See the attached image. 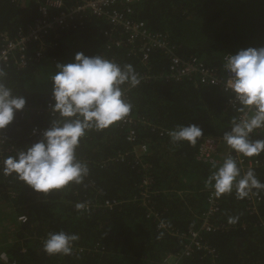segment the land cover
I'll use <instances>...</instances> for the list:
<instances>
[{"label": "trees", "instance_id": "obj_1", "mask_svg": "<svg viewBox=\"0 0 264 264\" xmlns=\"http://www.w3.org/2000/svg\"><path fill=\"white\" fill-rule=\"evenodd\" d=\"M69 1L71 6L78 2ZM42 3L0 0V48L5 44L2 36L18 39L19 33L27 34L41 18ZM111 11L122 13L126 22L114 25L105 14L86 10L55 31L57 38L49 34L26 42L22 51L0 63V83L26 100L13 122L0 130V169L6 157L39 142L59 119L52 112L51 77L57 64L73 63L77 53L100 55L121 67L132 65L140 78L135 87L122 86L132 105L126 116L131 121L90 129L80 139L76 158L88 167L82 183L44 195L15 174L0 171V251L15 264H163L168 254L180 264H264V189H253L261 196L254 204L247 203L248 196L238 198L235 188L218 197V210L211 217L215 230L203 236L216 253L214 261L201 252L184 253L180 236L199 228L208 210L207 192L213 189L207 180L223 163L198 161L199 141L223 138L245 108H227L231 94L201 83L198 76L172 78L164 50L151 49L143 63L139 47L127 40L126 28L142 24L147 34L161 36L175 56L195 57L222 74L225 54L264 47V0H137L116 2ZM21 56L26 58L24 67L16 63ZM193 124L203 131L195 145L171 140L170 131ZM128 131L134 132V142L127 139ZM250 139L264 140V127ZM140 143L147 146L143 160L150 164L153 179L154 195L147 206L137 201L143 173L132 148ZM245 159L257 162L251 170L264 183V152ZM77 204L83 207L77 209ZM148 208L158 217L146 218ZM21 216L25 222L18 220ZM230 218L236 223L230 224ZM60 231L79 237L71 255L45 253L43 241Z\"/></svg>", "mask_w": 264, "mask_h": 264}, {"label": "clouds", "instance_id": "obj_2", "mask_svg": "<svg viewBox=\"0 0 264 264\" xmlns=\"http://www.w3.org/2000/svg\"><path fill=\"white\" fill-rule=\"evenodd\" d=\"M224 67L229 74L225 85L241 105L238 111L248 107H253L254 111L239 122L234 120L231 130L222 139L231 150L244 157L259 156L264 152V140L253 141L250 134L264 127V47H249L228 55ZM51 81L52 112L58 113L59 119L52 121L39 142L16 156L6 157L0 169L4 175L15 174L26 186L44 195L63 190L71 183H82L88 175V167L76 158L80 139L88 130L107 129L130 113L132 105L123 98L122 86L135 87L140 78L130 64L121 67L100 55L87 57L77 53L73 63L57 64ZM25 105L24 97L14 95L0 83V130L10 125L15 112L23 110ZM169 135L174 143L195 145L203 131L194 124L182 125ZM207 183L217 197L235 188L238 198L243 199L253 189H264V183L256 178L253 170L241 175L231 155ZM76 207L80 209L83 205ZM229 223H236V218H230ZM180 238L184 246L182 235ZM78 239L77 235L63 231L49 233L43 241V250L49 255H71L72 244Z\"/></svg>", "mask_w": 264, "mask_h": 264}, {"label": "built area", "instance_id": "obj_3", "mask_svg": "<svg viewBox=\"0 0 264 264\" xmlns=\"http://www.w3.org/2000/svg\"><path fill=\"white\" fill-rule=\"evenodd\" d=\"M19 0H15L17 2ZM69 0H43V3L40 5L41 18L37 20L28 30L27 34H18L17 38L12 40L6 36H2V41L4 46L0 48V63H6L10 58V55L17 50H23L22 45L29 41H39L44 37L50 34L54 39L56 37V32L58 29H64L70 24V22L82 12L89 10L94 16H100L105 14L106 19L116 25L121 22H126L124 15L120 12L111 11V5L116 2L132 3L137 0H77L78 2L75 5H67ZM74 1V0H73ZM70 2V1H69ZM38 4V3H37ZM129 29L127 31V40L130 43H133V46H138L139 51L142 53V62L146 63L148 55L151 49H161L166 51L170 59V71L172 73V78L175 80H180L182 77L186 76H198L201 83L210 84L215 87H220L224 91L229 92L230 99L228 100L226 107L227 108H236L239 106L238 101L233 96L232 92L226 87V81L229 78L225 67L222 74L217 73L216 71L211 70L206 67L202 61L195 57H190L187 60H182L179 57L175 56L173 52L168 48L167 44L162 41V37L159 35H149L147 34L142 24H133L132 26L127 25ZM119 47L118 44L115 45ZM228 55H233L232 53H227L223 57L224 64L226 63ZM16 63L20 67L26 65V58L21 56ZM127 89L123 90V98L127 99ZM254 108L248 107L239 115L237 122L245 116H251L253 114ZM123 123L130 122V118L125 117L121 120ZM263 128V127H262ZM261 129V128H259ZM127 139L130 142H134V132H127ZM225 148V155L222 161H219L217 158V153L220 152L221 147ZM148 154V149L145 144H137L132 148V155L135 160V164L140 167L143 176L140 179L138 188L141 191V196L137 199L138 203L143 206H147L148 198L151 195H154L152 189L153 179L150 173V164L143 160V157ZM231 155L236 161L239 168L242 171V174H245L252 167L257 166V162L253 165L251 161L245 159L242 154L236 153L234 150H231L220 137H211L205 136L202 137L199 141V147L197 152V160L207 164H221L225 158ZM261 200L259 193L251 191L247 198V203L254 204ZM114 205V204H113ZM112 205V206H113ZM112 206H107L111 208ZM206 206L207 211L204 213V217L200 223L198 229L189 232L188 234L182 235L184 240L185 251L187 255L189 253L201 252L205 257L212 261L216 258L215 251L203 239L204 234L212 232L215 230V227L211 223L212 215L218 210V197L214 193V189H211L207 192L206 196ZM158 213L153 210V208H148L146 212V218H156ZM20 222H25L26 218L24 216L18 217ZM74 250V249H73ZM77 252V249L74 250ZM0 261L4 263H9L8 257L5 252L0 251ZM9 264H15L11 262ZM163 264H180L178 258L175 255L168 254L163 261Z\"/></svg>", "mask_w": 264, "mask_h": 264}, {"label": "rangeland", "instance_id": "obj_4", "mask_svg": "<svg viewBox=\"0 0 264 264\" xmlns=\"http://www.w3.org/2000/svg\"><path fill=\"white\" fill-rule=\"evenodd\" d=\"M223 148H221L220 152L217 153V155H218L217 158L219 159V161H221L224 158V155H225V152H226L225 149H224V151H222Z\"/></svg>", "mask_w": 264, "mask_h": 264}, {"label": "crops", "instance_id": "obj_5", "mask_svg": "<svg viewBox=\"0 0 264 264\" xmlns=\"http://www.w3.org/2000/svg\"><path fill=\"white\" fill-rule=\"evenodd\" d=\"M223 147H224V148H223V150H222V151H224V149L226 148L224 145H223ZM222 151H221V152H222Z\"/></svg>", "mask_w": 264, "mask_h": 264}]
</instances>
